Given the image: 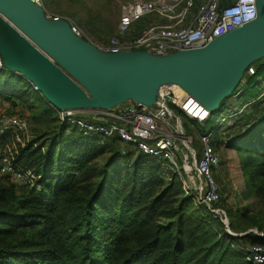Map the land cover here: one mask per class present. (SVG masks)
I'll list each match as a JSON object with an SVG mask.
<instances>
[{
  "label": "trees",
  "instance_id": "16d2710c",
  "mask_svg": "<svg viewBox=\"0 0 264 264\" xmlns=\"http://www.w3.org/2000/svg\"><path fill=\"white\" fill-rule=\"evenodd\" d=\"M256 74L262 77L264 67ZM0 99L22 103L49 125L38 140L18 146L17 160L41 177L36 186L19 189L0 175V264H253L247 249L264 247L262 237L230 235L177 175L168 180L159 160L61 124L20 74L0 72ZM233 144L246 178L242 199L262 208L264 106ZM229 218L234 234L264 230L261 209Z\"/></svg>",
  "mask_w": 264,
  "mask_h": 264
},
{
  "label": "built area",
  "instance_id": "2783aa9c",
  "mask_svg": "<svg viewBox=\"0 0 264 264\" xmlns=\"http://www.w3.org/2000/svg\"><path fill=\"white\" fill-rule=\"evenodd\" d=\"M29 1L48 16L44 0ZM153 12L171 20L168 27L150 29L141 44L149 48V54L158 58L204 49L222 37L256 22L260 16L259 0H204L200 4L197 0H137L135 4L123 8L119 23L121 37L112 39L109 46L101 51L114 55L126 52L121 38L142 17ZM189 17L190 25L183 26L184 20ZM69 28L75 37L84 40V33L78 26L69 25ZM1 71L10 72L0 55ZM255 74L254 67H250L247 75L250 77ZM179 87L176 83L162 84L149 102L130 99L113 107L116 110L107 109L109 113L102 111L98 115L102 122L89 120L79 109L51 106L61 124L76 127L88 137L117 138L121 144L132 146L142 155L159 160L168 180H171V175H177L186 194L194 195L195 203L219 219L230 235L264 238L258 229L240 234L231 231L229 213L221 206L223 199L214 178L221 160L213 145V133L202 135V147H195L193 138L186 134L183 121L175 111L176 107L183 111L178 105L183 93L179 97L176 95L177 90H181ZM209 118L192 119L204 122ZM28 130L26 118L0 115V135L10 137L0 140V175L10 177L17 187H34L41 178L35 170L17 160L18 148L13 151L10 149V145L15 143V137L11 135ZM247 260L253 264H264V247H249Z\"/></svg>",
  "mask_w": 264,
  "mask_h": 264
},
{
  "label": "water",
  "instance_id": "95a60500",
  "mask_svg": "<svg viewBox=\"0 0 264 264\" xmlns=\"http://www.w3.org/2000/svg\"><path fill=\"white\" fill-rule=\"evenodd\" d=\"M0 2L29 23L52 54L68 65L95 93L96 98L91 96L92 100L83 97L76 100L71 85L0 24V55L4 66L10 72L26 77L52 106L59 109H82L91 105L113 108L130 99L149 102L160 85L176 83L203 106L215 110L234 94L247 69L264 55L263 0H259L260 16L256 22L222 37L204 49L166 58L147 53H104L75 37L66 23L48 20L44 11L29 0ZM57 24L65 25L66 30ZM192 55L205 56L185 60ZM226 59L234 60V64L223 82L216 88L207 86L205 77L209 68ZM87 63L103 68L111 80L101 79L99 72L86 67ZM141 86L148 88L147 92L142 98L136 97V90L141 89ZM116 87L118 89L113 90Z\"/></svg>",
  "mask_w": 264,
  "mask_h": 264
},
{
  "label": "rangeland",
  "instance_id": "374dc122",
  "mask_svg": "<svg viewBox=\"0 0 264 264\" xmlns=\"http://www.w3.org/2000/svg\"><path fill=\"white\" fill-rule=\"evenodd\" d=\"M136 1L44 0L48 20L78 26L84 33V41L100 51L108 47L112 39L121 37L119 23L123 14V8L135 4ZM144 1L149 2L151 0ZM3 19L8 21L6 18ZM170 22V19L161 17L157 12L142 17L137 24L131 27L130 32L121 38V42L127 48L126 52L149 54V48L141 46L148 31L156 27H168L171 25L169 24ZM190 23L191 19L189 17L184 20L183 26L187 27ZM45 56L58 68L65 71L63 66L57 61L47 55ZM260 66L264 67V55L253 63L256 73ZM255 76L249 77L245 74L234 95L231 98H227L220 108L214 110V113H208V111L203 109V105L199 104L192 97H190L192 100L186 98L188 94L184 91L182 92L183 95L180 99L181 104L179 106H181L180 108L185 113L178 107L175 109L177 115L183 121L186 134L193 138L194 145L197 149L202 147L200 142L201 136L205 133H213V145L221 160L220 167L215 170L214 178L222 195L223 200L221 206L225 207L230 215L239 211H242L243 214L247 212L257 214L260 209L264 212V207L261 208L255 200L244 201L242 199L246 178L241 171L239 155L235 148L232 147L234 145L233 142L238 138L242 127L245 126L247 121L252 120L253 117L255 118L262 113V107L264 106V75L262 77ZM23 78L27 80L26 77ZM257 83L259 84V88H256ZM80 86L85 90L84 86L81 84ZM82 88L81 90H83ZM180 94L181 90H177L176 95L179 97ZM90 99L92 100L93 98L90 96ZM175 99L177 98L175 97ZM91 106L79 110L82 115L94 122L103 121L98 117L102 111L108 112L107 109L116 110V108H98L95 105ZM186 113L192 116V118H199L201 120H205L209 116L211 117L204 122H200L198 120L194 121ZM192 113L197 117H194ZM0 115L21 116L28 120V132L11 135L15 137L13 139L15 143L10 145L12 151L17 150L19 145L25 146L28 143L38 140L40 136L44 135L49 126L47 123L34 120L33 114L29 109L18 101L11 103L0 99ZM37 132L39 133L37 134ZM121 148L124 152L130 151L125 146L121 145ZM18 188L24 189L26 187ZM259 233L260 235H264V230L259 231Z\"/></svg>",
  "mask_w": 264,
  "mask_h": 264
},
{
  "label": "bare ground",
  "instance_id": "6f19581e",
  "mask_svg": "<svg viewBox=\"0 0 264 264\" xmlns=\"http://www.w3.org/2000/svg\"><path fill=\"white\" fill-rule=\"evenodd\" d=\"M3 18H6L8 21L4 20ZM0 24L9 31L22 45L27 47L29 50H31L37 57H39L42 61L47 63L49 66L53 68V70L62 77L65 81H67L71 87L74 90V98L76 100H80L83 98L90 99L89 97L92 96L93 98H96L95 93L79 78V76L65 63L61 61L58 57L52 54L51 50L44 44V42L41 40L39 35L36 34L32 26L27 23L23 18L17 16L14 12V10H11L10 7L2 2H0ZM62 28L63 30H66V26L63 24H57ZM20 31V32H19ZM23 35H22V34ZM45 55L48 57L53 58L55 61H57L65 71H62L60 68H58L51 60H49ZM205 55H192V57H186L185 60H195L198 58H202ZM234 64V60H223L222 62L214 65L213 67L209 68V70L206 73L205 77V83L207 86L211 87L221 84L223 80L225 79L226 75L230 71ZM86 67L90 70L97 71L101 74L99 76L101 79L105 81H110V76H107V72L96 65H92L87 63ZM69 75V76H68ZM71 78V79H70ZM77 81V82H75ZM84 86L86 90H84L81 86ZM139 84V83H138ZM142 85V84H140ZM142 88L139 90H136L135 96L136 97H143L148 88H145L144 86H141ZM81 88L83 90H81ZM180 88V87H179ZM212 88V87H211ZM118 88H114L113 90H117ZM181 92H185L189 100H192V98L195 99L189 92H187L183 87L180 88ZM133 96V95H132ZM192 97V98H190ZM199 102V101H198ZM181 104V100L178 101V105ZM204 110L208 111V113H214V110H211V108H207L203 106ZM216 110V109H215Z\"/></svg>",
  "mask_w": 264,
  "mask_h": 264
},
{
  "label": "crops",
  "instance_id": "0c3cea01",
  "mask_svg": "<svg viewBox=\"0 0 264 264\" xmlns=\"http://www.w3.org/2000/svg\"><path fill=\"white\" fill-rule=\"evenodd\" d=\"M203 2V1H202Z\"/></svg>",
  "mask_w": 264,
  "mask_h": 264
}]
</instances>
